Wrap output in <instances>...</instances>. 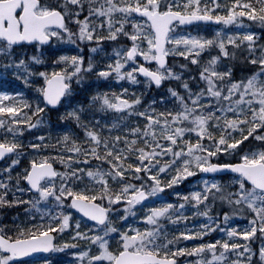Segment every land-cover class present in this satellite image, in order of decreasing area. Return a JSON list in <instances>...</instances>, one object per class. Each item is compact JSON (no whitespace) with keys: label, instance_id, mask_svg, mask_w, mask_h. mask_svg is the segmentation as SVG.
I'll use <instances>...</instances> for the list:
<instances>
[{"label":"snow or ice","instance_id":"snow-or-ice-1","mask_svg":"<svg viewBox=\"0 0 264 264\" xmlns=\"http://www.w3.org/2000/svg\"><path fill=\"white\" fill-rule=\"evenodd\" d=\"M17 82L0 210L26 221L0 223V264H264V0H0Z\"/></svg>","mask_w":264,"mask_h":264},{"label":"rangeland","instance_id":"rangeland-1","mask_svg":"<svg viewBox=\"0 0 264 264\" xmlns=\"http://www.w3.org/2000/svg\"><path fill=\"white\" fill-rule=\"evenodd\" d=\"M219 27H220V28H223L224 26L222 25V26H219ZM197 30H199V31H201V32H204V33H206V34H210V33L214 32L215 28H205V29H204V28H194V29H192V30H190V31H187V32H191V33L194 34ZM66 47H67V45L64 46V50L67 49ZM53 49H54V48H53ZM109 49H110V48H109ZM86 53H87V48H86ZM169 57L174 58L175 60L183 59L182 57H172V56H169ZM191 179H192V178H189L188 181H185L182 185H179V186H176V187H180V189L185 190V191L191 190L192 185H191V183L189 182V181H191ZM166 191H167V190H166ZM192 219H195V220L200 219L199 221L195 222V224H193V225H198L199 223L206 222V218H204V217H195V218H191L189 221H192ZM0 220H1V219H0ZM236 222H237V223H242V224H240V226L242 227L243 225H245V224L247 223V220L244 219V218H243V219H242V218H238V219L236 220ZM193 225H192V226H193ZM234 225H237V224H235V222H232V220H229V223H228L227 226L230 227V226H234ZM192 226H190V228H191ZM222 226H223V225H222ZM61 235L63 236V234H61ZM63 238H64V239H67L66 236H64ZM203 239H204V240L228 239V237H227L226 233L219 232V231H215V232H213V234L209 233V234L206 235ZM236 239H242V238H236ZM56 240H57V243H60V242H61L60 237H57ZM80 243L83 244V242H80ZM184 243H186V244H190L191 241H185ZM252 243H253V247H254V248H258L259 245H260V240H258V239H257V240H254ZM65 252H67V250H65ZM61 253H64V252H61ZM58 254H60V252H59ZM70 257H71V256L67 255V253H66L65 256L62 257V258H63V259H64V258L69 259ZM71 258H73V260L76 259L75 257H71ZM180 259H181V261H183L184 258L181 257ZM187 259H188V260H193L194 257H191V256H190V257H187ZM50 260H52V258H50ZM52 261H53V260H52ZM53 264H55L54 261H53Z\"/></svg>","mask_w":264,"mask_h":264},{"label":"trees","instance_id":"trees-1","mask_svg":"<svg viewBox=\"0 0 264 264\" xmlns=\"http://www.w3.org/2000/svg\"><path fill=\"white\" fill-rule=\"evenodd\" d=\"M257 31H260V29L259 28H257ZM73 46H67L66 48H67V50H69L70 48H72ZM54 50V49H53ZM109 50V49H108ZM51 51V50H50ZM84 51H85V53H86V48L84 49ZM169 60V62L171 63V62H173V61H181L182 59H178V60H175L174 58H169L168 59ZM87 83H88V81H86L85 82V84L87 85ZM17 85H19V82H17V84H15V85H9V84H7V83H5L4 85H3V88L2 89H7V90H9V91H11L13 88H15V87H17ZM19 87H20V89H22L23 88V86L22 85H19ZM1 90V89H0ZM155 93H150V95H154ZM26 95H29V93H26ZM79 98H82V96L81 97H79ZM31 132L32 133H34V134H36V135H38L39 134V130H31ZM32 137H31V134H30V132H25L24 133V140L25 141H27V140H29V139H31ZM55 167H57V168H62V165H60L59 163H57L56 165H55ZM178 188H180V187H178ZM239 216H237V217H231V219H237ZM241 218H244V217H241ZM245 219V218H244ZM194 224V219H192V221H188V226L190 227V226H192ZM215 232V231H214ZM212 234H213V232H212Z\"/></svg>","mask_w":264,"mask_h":264},{"label":"water","instance_id":"water-1","mask_svg":"<svg viewBox=\"0 0 264 264\" xmlns=\"http://www.w3.org/2000/svg\"><path fill=\"white\" fill-rule=\"evenodd\" d=\"M196 25H207V26H215V27L218 26L216 22L194 21L190 26H184V28H189V27L196 26ZM41 254H48V253H41Z\"/></svg>","mask_w":264,"mask_h":264}]
</instances>
